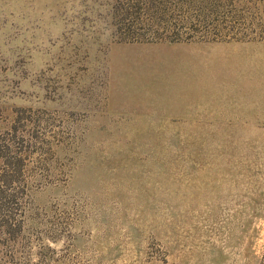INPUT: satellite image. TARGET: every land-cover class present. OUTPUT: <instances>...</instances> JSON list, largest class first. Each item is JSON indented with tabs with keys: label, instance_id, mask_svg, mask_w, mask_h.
I'll return each mask as SVG.
<instances>
[{
	"label": "rangeland",
	"instance_id": "rangeland-1",
	"mask_svg": "<svg viewBox=\"0 0 264 264\" xmlns=\"http://www.w3.org/2000/svg\"><path fill=\"white\" fill-rule=\"evenodd\" d=\"M0 264H264V0H0Z\"/></svg>",
	"mask_w": 264,
	"mask_h": 264
}]
</instances>
